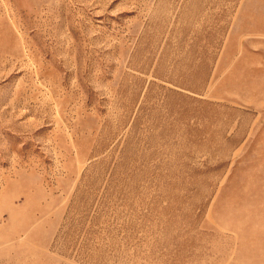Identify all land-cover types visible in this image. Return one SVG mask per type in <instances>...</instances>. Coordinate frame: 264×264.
I'll return each instance as SVG.
<instances>
[{
	"label": "rangeland",
	"instance_id": "374dc122",
	"mask_svg": "<svg viewBox=\"0 0 264 264\" xmlns=\"http://www.w3.org/2000/svg\"><path fill=\"white\" fill-rule=\"evenodd\" d=\"M0 264H264V0H0Z\"/></svg>",
	"mask_w": 264,
	"mask_h": 264
}]
</instances>
